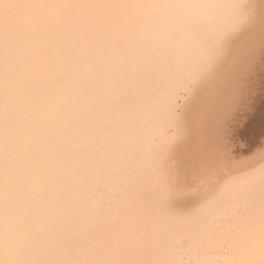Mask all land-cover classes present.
Returning a JSON list of instances; mask_svg holds the SVG:
<instances>
[{
    "label": "snow or ice",
    "instance_id": "1",
    "mask_svg": "<svg viewBox=\"0 0 264 264\" xmlns=\"http://www.w3.org/2000/svg\"><path fill=\"white\" fill-rule=\"evenodd\" d=\"M255 9L243 0H0V264H264V197L243 227L185 233L218 199L226 160L207 134L209 89ZM209 10L231 17L211 38ZM154 125L174 131L145 147L137 126L146 135ZM194 134L196 152L182 163ZM109 182L119 194H98ZM173 232L201 254L185 261L154 243ZM221 242L234 245L227 258L211 253Z\"/></svg>",
    "mask_w": 264,
    "mask_h": 264
},
{
    "label": "bare ground",
    "instance_id": "2",
    "mask_svg": "<svg viewBox=\"0 0 264 264\" xmlns=\"http://www.w3.org/2000/svg\"><path fill=\"white\" fill-rule=\"evenodd\" d=\"M36 3L47 0H21ZM217 3H229L231 0H213ZM256 5L255 17L246 28L235 34L230 47L221 62L209 95L214 96V103L208 107L207 134L218 139L220 152L226 164L220 169V183L212 191L218 197L212 207L205 211L199 221H194L185 228L186 234L195 235L206 229L216 230L221 224L239 220L241 227L247 224V216L259 207L264 190L261 188L260 175L264 171V0H243ZM205 17L202 28L209 38L218 30L227 29L231 17L227 10H209L201 13ZM21 28L27 19L19 22ZM218 88L223 91L218 92ZM180 104L185 103L183 99ZM207 104V96L202 98ZM174 130L154 125L147 134L137 126L138 137H143L145 147L163 141ZM197 149V136L194 134L179 150L177 159L187 162ZM146 154V153H145ZM140 155L139 147L125 158V167L132 165ZM221 185H223L221 187ZM120 183H106L98 187L97 192H110L118 195ZM203 194V190H202ZM114 207V211H115ZM176 233H163L155 241L161 248L171 251L179 249L177 256L189 260L201 254L202 249L188 244L187 250L181 248ZM234 247L227 243H213L211 253H218V258H227L228 251Z\"/></svg>",
    "mask_w": 264,
    "mask_h": 264
}]
</instances>
